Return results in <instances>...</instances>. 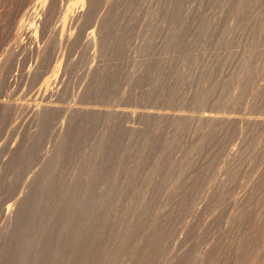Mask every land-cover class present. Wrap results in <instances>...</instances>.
I'll list each match as a JSON object with an SVG mask.
<instances>
[{"label": "rangeland", "instance_id": "obj_1", "mask_svg": "<svg viewBox=\"0 0 264 264\" xmlns=\"http://www.w3.org/2000/svg\"><path fill=\"white\" fill-rule=\"evenodd\" d=\"M0 264H264V0H0Z\"/></svg>", "mask_w": 264, "mask_h": 264}, {"label": "bare ground", "instance_id": "obj_2", "mask_svg": "<svg viewBox=\"0 0 264 264\" xmlns=\"http://www.w3.org/2000/svg\"><path fill=\"white\" fill-rule=\"evenodd\" d=\"M254 36V35H253Z\"/></svg>", "mask_w": 264, "mask_h": 264}]
</instances>
